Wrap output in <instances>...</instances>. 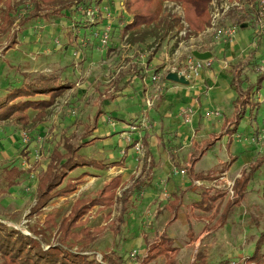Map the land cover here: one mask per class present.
<instances>
[{
    "label": "rangeland",
    "instance_id": "1",
    "mask_svg": "<svg viewBox=\"0 0 264 264\" xmlns=\"http://www.w3.org/2000/svg\"><path fill=\"white\" fill-rule=\"evenodd\" d=\"M64 1L66 3L59 6H42L41 10L35 0L0 2V102L13 89L34 81L41 75L56 76L61 83L72 86L48 110L42 123L23 127L15 119L0 122V222L10 231H19L25 237L40 243L45 250L62 241L59 228L63 219L70 215L75 202L93 198L107 178L115 177L112 171L110 174H97V171L80 167L69 173L70 177L80 183L74 193L66 198H54L45 208L33 212L38 182L47 170L53 150L57 147L62 149L64 140L70 139L75 147H81V155L91 159L94 155L98 157L102 153V138L96 140L100 142L99 148L96 142L90 143L94 148H84L83 145L92 139L90 136L94 131V118L98 110L104 114L105 117L101 120L107 126L113 122H123L116 117L118 113L113 116L106 112L107 106L117 103V97L120 96L126 97L121 104H117L121 108L126 106V109H132L130 113L139 109L142 111L135 117L128 118L126 123L129 128L124 131L129 132L126 136L129 140L127 145L112 149L115 153L112 158H118L124 163L129 148L138 152V143L142 146V152H146L143 137L152 129V122L149 111H145L146 107L145 110L141 108L145 103L135 95L138 91L153 94L155 89V85L149 81L155 70L148 60L179 59L176 63L170 61L165 64V71L161 68L156 70L155 73L162 75V83L169 73L185 71L189 74L188 66L185 62L180 64V60L192 57L191 43L198 41L204 32L193 34L186 21V8L177 1L167 0L161 5L160 19L166 21L165 25L148 31L143 27L145 32L136 34L125 31L126 26L134 21V15L125 9L128 0ZM229 2H240L243 8L232 11L224 21L227 25L237 27L242 37L237 44L239 47L234 50L237 59L235 68L249 65L254 71V74H249L248 79L241 77L240 86L244 92L253 87L254 89L246 115L243 119H239L237 115L232 124V128L237 129V136L232 146L235 165L229 173L234 176L244 168L247 161L250 163L249 152L254 156V162L264 156V80L261 83L259 80L260 76L264 77V28L259 30L261 23L257 0ZM245 16H248V21L244 24H248V27L241 28L238 23ZM108 30L111 31L110 40L103 43L104 33ZM191 34L193 35L188 37ZM202 39L203 42L197 44L194 50L210 51L213 60L216 57L221 62L228 60L224 44H215L210 36ZM88 59L92 62L89 63ZM233 79L239 78L235 74ZM127 86L134 90V96L130 93L122 96L121 93ZM230 93L235 94L233 103L236 108L239 92L231 86ZM226 96L223 94L218 100L224 98L225 101ZM35 99L47 98L37 96ZM85 100L88 102L84 105ZM233 103H225L222 109H218L221 116L233 114ZM181 104V98L175 97L176 111ZM183 109L191 110L188 114L189 123L180 113L191 136L184 134L186 139L181 147H185V159L179 162L183 167L179 165L173 172L182 179H189L192 186L183 193V202L176 212V218L172 211L161 210V207L151 212L152 202L142 203L138 196L131 197L123 212L119 199L115 206L104 209V214H96L87 221H84L85 217L82 219V224L74 231L80 236L73 247L74 251L85 248L99 264H103L104 257L111 254L127 256L125 264H144V259L152 253L153 248L166 241L162 235L164 234L170 239L166 243L167 254L149 264H167L168 261L170 264H194L199 252L204 254L206 264H264V166L254 174L247 189L248 197L241 205L231 209L226 220H222L221 209L226 205L225 199L231 186L228 185L227 176L223 175L225 166L220 159L226 148L216 149V135L213 134L210 135L212 144L203 145V139L209 134H205L204 129L191 125L198 111L192 106ZM216 110H206L201 116L204 119L207 115L212 117ZM37 114L39 111L36 110L28 112L30 123ZM100 121L97 123L98 129ZM209 125L212 126L211 122ZM119 126L118 124V128ZM116 131L120 132H114ZM212 131H216V128ZM225 131L224 135H228L227 132L232 129L227 127ZM174 134L169 131L164 135L165 142L169 140V147L175 144L176 138L172 137ZM224 145L227 146L226 143ZM193 166L196 176L192 179L195 181L199 179L198 175L202 176L200 179L206 180V186H196L191 179L189 170ZM13 168L19 169L23 174L15 180L16 185L10 188L8 171ZM249 169L250 167L246 170ZM182 170L186 171L184 175L180 173ZM193 188L196 191L193 192ZM203 193L220 197L221 205L219 199L211 212L195 209L193 203ZM229 197L234 198L231 195ZM217 207L218 211L215 212ZM85 228L91 230L88 239L82 235ZM205 233L209 234L205 236ZM258 247L260 256L251 260ZM132 254L135 256L131 257Z\"/></svg>",
    "mask_w": 264,
    "mask_h": 264
},
{
    "label": "trees",
    "instance_id": "2",
    "mask_svg": "<svg viewBox=\"0 0 264 264\" xmlns=\"http://www.w3.org/2000/svg\"><path fill=\"white\" fill-rule=\"evenodd\" d=\"M3 0H0V2ZM167 0H128L125 9L134 15V21L127 25L126 32L133 34L145 32L152 28L157 30L159 25H165L166 21L160 19L161 5ZM183 3L186 8V21L191 28L194 35L205 31L211 25L210 4L212 0H171ZM37 7L41 10L42 6H59L66 1L64 0H35ZM37 10V11H39ZM248 16L242 17V22L238 24L242 26L246 23ZM177 22V21H176ZM178 26V22L175 23ZM153 26V27H152ZM145 27L146 29H142ZM157 34V33H156ZM193 34L189 35L191 37ZM249 67V66H248ZM242 68L238 73L239 79H233L231 86L239 92V99L236 101L235 114L239 119H243L246 115V109L249 105V98L254 87L244 92L240 86L241 77L248 79L249 74L254 71L252 69L245 70ZM240 80V81H239ZM260 83L264 80L263 76L259 77ZM260 83L257 86L260 89ZM69 83H61L58 77L38 76L34 81L24 83L21 87L13 89L8 93L4 101L0 103V122H6L15 119L19 125L27 127L29 125H37L42 123L47 114V110L53 107L56 101L63 96V94L71 89ZM37 96H45L47 99H35ZM248 98V101H247ZM30 110L39 111V114L30 123L28 112ZM102 112L98 111L95 115V127L102 116ZM35 121V123H33ZM239 121L237 122V124ZM237 129H235L236 131ZM148 135L143 137V143L147 144ZM91 141L84 143V148L90 146ZM209 146V144H207ZM83 148V147H82ZM81 147H75L70 139H65L62 149L55 148L51 154L50 162L47 170L39 179L36 190V205L32 208L33 212H39L45 208L48 203L54 198L68 197L77 190L80 185L79 180L69 176V173L75 171L80 167H94L103 168L95 160H88L79 152ZM235 162V160L233 161ZM264 166V156L254 162L249 170L242 173L240 178L234 182L233 191L234 198L229 201L224 209L223 218L226 220L231 209L242 204L248 186L253 179V176L260 168ZM22 171L13 168L8 171L9 187L16 185V179L22 175ZM191 178L195 175L193 168L189 170ZM202 176H197L201 178ZM122 178L117 176L108 181L102 190H100L94 198H85L77 200L73 206L70 215L63 219L59 228V235L61 237L60 243L56 246H51L49 250L43 249L40 243L34 241L29 237H25L19 231L9 229L6 225L0 222V264H99L95 258L90 257L89 251L81 248L79 251H74L73 247L80 236L74 232L78 226L82 224V219L95 208L103 209L111 208L120 199L122 211H126V206L132 196H137L144 192L147 183L145 180L137 178L133 184L126 189L121 197H117L118 189L121 187ZM131 195V196H130ZM173 200L171 199L165 207L166 211L177 212L181 205L182 194L174 193ZM220 199L215 195L202 194L200 201L194 202L193 207L204 212H211L216 202ZM122 214V212H121ZM82 235L85 238H90L91 230L85 228L82 230ZM166 241L153 248L152 253L148 254L144 259V264L154 262L158 257L167 254L166 243L170 240L163 235ZM74 241L70 245L66 243ZM260 247L255 251V255L251 260H256L260 256ZM126 257H120L116 254L107 255L103 259V264H125ZM130 258V257H129ZM156 264V263H154ZM167 264H170L168 261ZM206 264L205 256L202 252L197 255L196 263Z\"/></svg>",
    "mask_w": 264,
    "mask_h": 264
},
{
    "label": "crops",
    "instance_id": "3",
    "mask_svg": "<svg viewBox=\"0 0 264 264\" xmlns=\"http://www.w3.org/2000/svg\"><path fill=\"white\" fill-rule=\"evenodd\" d=\"M241 40L242 37H240L239 42H241ZM237 44L231 47H226L227 49L225 51V54L226 56H228L227 57L228 60L226 62L223 61L221 62V60H217L218 58L216 57V59L214 60L212 59L213 62L211 66L206 67L204 63H200L202 61L198 59H194L193 64L196 66L201 64L204 67V69L200 70L198 73L195 74L193 73L191 75L190 73L183 74L184 72H179V74L184 75L186 77V80L189 82L188 85L167 80V77L168 75H170V73L166 76L165 79L166 81L164 82L165 88L163 89V92H161L159 98L155 103V106L150 110H148L152 122L151 123L152 129L145 133V135L146 134L148 135L147 144L146 145L144 144L146 151L144 153L145 157H143V155H140L138 152L136 153L134 149L129 148L127 159L124 163L120 161L118 158H112L115 157V153L112 151V149L121 147L124 144L127 145L128 142L127 140L129 139H127L126 136L129 132L124 130H127L129 126L127 125L126 122L129 121L128 119L129 117L131 118L135 117L137 113H140L142 110L140 111L139 109L137 112L132 111V113H130V110L132 109H126L127 108L126 106L121 108L117 104H121L126 97L122 98L118 96L116 101L117 103L109 104L107 106L106 112L110 113V115L112 114L113 116H115L118 113L116 117L123 120V122H113V124L107 126L105 125L106 123H104L105 121L101 120V118L104 116V114H102V116L99 119V121L101 120L100 121L101 126H99L98 129L97 125L96 127L94 125L93 134L90 136L92 137L91 144L93 142H96V146H98V148L100 142H97L96 140L98 138L103 139L101 140V143L103 144L102 145L103 148L101 150L102 153L98 157L94 155L92 159L85 157L88 160L97 161L99 164L102 165L103 168H94V167H84V168H87V170L97 171L98 172L97 174H103L104 172L110 174L112 171L115 173V177L121 176L122 184L121 187L118 189L117 196H121L122 193L133 184L135 179L140 178L145 180L147 186L144 192H142L137 196L139 197V201H141L142 203L144 201H148L149 203L152 202L151 212L156 211V208L159 207H161L160 208L161 210H165V207L168 205L169 201L171 199L173 200L172 195L174 193L182 194V200H181V205H182L183 193L188 191V187L192 185L189 184V179L187 180L182 179L179 176V174H175L173 172V169H175L180 165L179 162L181 160L185 159L184 154L186 152L183 151L185 147L184 148L181 147V143L185 141L184 139H186L184 138V134H186L187 136H191V133L187 129L188 126L187 124H185L184 119L180 116V113L183 110V108L192 106L196 111H198V113L196 116L193 117V122L191 123V125L204 129L203 132L205 134L207 133L209 134L208 137H205L203 139L204 140L203 145L208 146L207 144H209L210 146L212 144L213 141L210 135L213 134L214 136L216 135L215 136V140L217 141L216 149L220 150L221 147L226 148L224 153L221 155L220 159L223 161L222 165L225 166V171L223 175L227 176L229 180L228 185L231 184L228 190L229 195L234 197V194L232 195L231 192L234 193L233 186L235 180L237 178H240L242 173L248 167H250V165L254 163V156L251 155V153L249 152L250 163L247 161L244 168L240 170L238 173H236L234 176L230 175L229 173L230 169L235 165L233 162L234 161L233 158L235 156L233 155L232 152V146H233V142L236 141V136H237L235 129L232 128V124L235 123L234 120L237 117V115L235 114V106L233 103V101L235 100V94L230 93L231 85L229 84V81L233 80V75L236 74L237 77L238 73L243 67L246 66L245 70L247 72L248 70L251 69L249 65H244L240 69L239 67L238 69L235 68V66H237L236 65L237 59H235L234 50H237V48L239 47V45ZM194 51L196 50L190 52L193 53ZM203 52H206V50ZM184 60L185 61L180 60V64L185 62V65H187L188 59L187 60L184 59ZM88 61L89 63L92 62L91 59H88ZM148 61L151 62V66H153L155 71L160 68L162 69V71H165L166 68L165 64H168L170 61L176 63L179 61V59H166L165 61H162L161 59L154 58V59H149ZM216 62L218 63V65H216L217 64ZM252 73L253 72L248 74H252ZM129 93L134 96V90L129 88V86H127L123 89V93L121 94L124 97L127 96V94ZM223 94L227 95L225 101H223L224 98L222 100H218V98L222 97ZM137 96H139V99H142V103H143L144 102L143 91H138L135 97ZM175 97L181 98V102H182V104L179 106L177 111L174 109ZM87 102L88 101L85 100L84 105ZM230 102H232L234 106V108L232 109L233 114H230L229 116L228 115L226 116V114H224L221 116V112H219L220 110L218 109H220L225 103L229 104ZM141 108L145 110V105L142 104ZM214 108H216L217 110L215 115L212 114V117L207 115L208 117L206 116L207 118L204 119L201 116L204 113V111L211 110ZM217 113H218V117L216 115ZM206 114H208V112H206ZM209 117L213 119V120L211 119L210 121L212 125L211 127L209 125L210 122H208ZM103 123L105 125V128L102 127ZM118 124L120 125L119 128H118ZM227 127H230L232 131L227 132L228 135H224L226 133L225 129ZM215 128L216 131H212ZM115 130H120V132L117 131L114 132ZM165 130L167 131V133L169 131H171V134L175 133L172 136L176 138L175 144L171 147L168 146L169 140H167V142H165L164 140V135L167 134L165 133ZM225 143L227 144V146L224 145ZM88 148H94V146L91 147L90 145V147ZM249 148L251 149V147ZM117 155L119 156L118 153ZM204 157H207V155H204ZM180 167L181 168L183 167L182 163ZM192 168L194 169L195 167L193 166ZM112 178H107L103 183V187ZM194 182L196 186L198 185L206 186V180L202 181L201 179H196ZM197 182H199V184H197ZM103 187L100 190H102ZM192 191L193 192L196 191V188H193ZM229 195L225 199L226 205L229 201L233 199V198L230 199ZM185 197H187L186 193H185ZM199 197L200 198H197L195 202L200 201L202 199L201 196ZM247 197L248 195L246 194L244 200ZM62 198H66V197H62ZM244 200L242 201V203L244 202ZM221 202L222 199H220L219 205H221ZM219 205L217 206L219 207ZM226 205L223 207V209H221L222 210L221 213L224 212ZM218 207L217 209H215V212L218 211ZM104 213L105 211L103 208L95 207L89 212L88 215L85 216L84 221H87L88 218H94L93 216L96 214L101 215ZM172 213L175 214L174 216L176 218V212L172 211ZM179 219L180 217L178 218V220ZM185 220H187V217L185 218ZM208 234L209 233H205V236Z\"/></svg>",
    "mask_w": 264,
    "mask_h": 264
},
{
    "label": "built area",
    "instance_id": "4",
    "mask_svg": "<svg viewBox=\"0 0 264 264\" xmlns=\"http://www.w3.org/2000/svg\"><path fill=\"white\" fill-rule=\"evenodd\" d=\"M258 1V8H259V15H260V23L261 26L259 27V30L261 31L262 28H264V0H257ZM237 9H243L242 5L240 2H234L230 3L229 0H214L212 2V20H211V25L203 32L201 37L198 39V41H194L191 43L190 49L192 51L197 47V44H201L203 42V37L206 38L207 36H210V38H213L215 41V44L219 45H225L226 47H231L236 45L240 41V35L238 33V28L232 25H227L224 23L225 19L230 15V13L234 10ZM110 30H108L106 33H104L103 37V43H108L110 40ZM214 44V45H215ZM213 44H210L212 46ZM197 51V50H196ZM200 51V50H198ZM203 52V51H202ZM210 52V51H207ZM192 53V52H191ZM187 61V66L189 68V73L195 74L198 73L200 70L204 69V67L199 64L198 66L193 64L194 59H196L193 54L191 55ZM177 59V58H176ZM213 59V58H212ZM207 60L206 62H200L204 63L206 67H210L213 60ZM156 72V71H155ZM153 73V75L150 77V82H152L155 85V89L153 90V94L146 92L143 94L144 102H145V107H146V112L150 110L151 108L154 107L157 99L159 98L161 92H163V89L165 88L164 83H162V75L161 73ZM187 72L184 71L183 74H186ZM191 112L189 109H183L181 111V115H183L186 118V122H190V118L188 114ZM218 115V113L216 114ZM136 151L140 155L144 156L145 152H142V146L140 143L136 145ZM182 175L186 173L185 170H182L180 172ZM199 184V182H197ZM232 195L234 194L231 192ZM134 257L135 255L132 254L131 257Z\"/></svg>",
    "mask_w": 264,
    "mask_h": 264
},
{
    "label": "water",
    "instance_id": "5",
    "mask_svg": "<svg viewBox=\"0 0 264 264\" xmlns=\"http://www.w3.org/2000/svg\"><path fill=\"white\" fill-rule=\"evenodd\" d=\"M248 24H243L241 28H247ZM193 56L200 60V61H207L213 58V54L211 52H200V51H194ZM167 80H171L177 83H181L184 85H188L189 82L186 80V77L184 75H181L179 73H170L168 75Z\"/></svg>",
    "mask_w": 264,
    "mask_h": 264
}]
</instances>
